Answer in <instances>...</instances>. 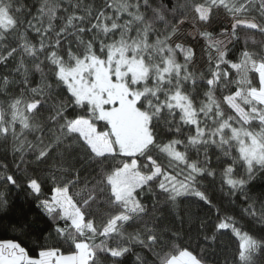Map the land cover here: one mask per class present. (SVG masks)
Segmentation results:
<instances>
[{"label": "snow or ice", "instance_id": "obj_1", "mask_svg": "<svg viewBox=\"0 0 264 264\" xmlns=\"http://www.w3.org/2000/svg\"><path fill=\"white\" fill-rule=\"evenodd\" d=\"M221 11L232 22L215 34ZM241 27L264 36V0H0V147L16 172L27 154L51 179L38 204L51 231L31 248L0 240V264H209L161 221L181 198L212 205L200 181L216 177L217 153L225 195L264 228V191L250 195L264 176V41L244 37L230 59ZM42 183L27 178L37 197ZM215 207L199 231L211 226L213 244L230 233L223 264H264V232Z\"/></svg>", "mask_w": 264, "mask_h": 264}, {"label": "trees", "instance_id": "obj_2", "mask_svg": "<svg viewBox=\"0 0 264 264\" xmlns=\"http://www.w3.org/2000/svg\"><path fill=\"white\" fill-rule=\"evenodd\" d=\"M93 2L94 0H84L85 4H92ZM95 2L100 3L101 0H95ZM253 15H255V13H253ZM231 22V19L225 18L223 11H221L218 21L214 22L212 29L210 30H213L215 34H218L222 28L230 29ZM188 31H194V29L189 26ZM237 34L241 37V39L239 43L233 47L232 54L229 57L230 59L237 58L239 53L244 49V37H254L257 41H264V36H261L255 30H245L241 27L237 29ZM218 38L222 39L223 37L218 36ZM189 42H193L191 37H189ZM199 44H203V41H199ZM258 47L259 45H253L251 39L248 40V48L250 50H256ZM196 51L199 56L200 48L197 47ZM38 80L39 74H36L35 81ZM43 115L47 116L48 113L44 112ZM187 131L188 129H185L186 133ZM28 138L31 140L33 135L30 134ZM191 155L192 159L196 158L195 152ZM216 155H219V153ZM216 155L212 156L213 167L217 169L216 177H209L200 181V183L204 185L202 190L206 191V194L212 201V205L199 201L196 197L190 196L187 198H181L176 206H168L170 214L167 215L165 220L161 221V225L163 227L170 228L173 232H178L181 236L180 243L188 246L194 254L200 255L201 249H205L204 254L209 256V264H213V261H218V264H223L224 257L226 255L230 256L231 253V247H229L227 251H225L224 248L225 245H230V233L221 236L216 243L213 244L211 240H204L205 235H212L211 226H209V230L207 232L199 231L202 220L208 219L214 222L216 221L217 210L215 206L220 207L221 215L226 212L228 215L234 216L237 221L245 224L247 228H251L253 234L257 237L264 232V228H262L259 223L252 221L250 218H245L242 215V210L246 206L243 203L242 195L236 197L225 195L228 188L226 185L222 187L221 176L224 165H217L215 163ZM32 160L33 157L26 154L25 161L29 163L20 164V171L16 172V161L13 160V156L11 153L5 154L3 148L0 147V165L7 164L9 173L16 172V178L20 185L19 187L8 186L2 179H0V192L5 193V199L7 201V206L0 207V240H17L21 242L23 246L28 248H31L36 243L37 236L47 234L51 231V221L38 206L39 200L49 197L51 194V179L46 173L47 166L31 163ZM25 168H27V172L24 171ZM240 171L242 172L243 169ZM2 173L3 168L0 167V174ZM27 178H38L43 182L42 195L37 197L31 192V190L27 187ZM78 190L79 186L73 188L71 191L75 193ZM262 191H264V176H261L260 173L257 172L250 185V195L256 196ZM164 201L165 197L161 195L159 197L161 206ZM143 202L151 206L153 203L152 194L148 193L147 198L144 199ZM156 215L159 216L161 213L158 211ZM99 222L100 218L97 217V223ZM21 226H23V231H21ZM138 227L139 226L137 224L126 226L125 235L134 233ZM118 239L119 237L113 238V246H115L116 240ZM97 243H99V240H97ZM142 251L146 252V250L141 249L139 246L133 245V252ZM213 253L215 254L213 255ZM123 260L125 261V264H134V255L129 254L125 256ZM108 264H113V262L109 261Z\"/></svg>", "mask_w": 264, "mask_h": 264}]
</instances>
